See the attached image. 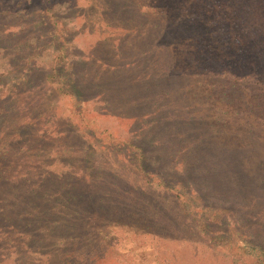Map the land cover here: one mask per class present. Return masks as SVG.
Masks as SVG:
<instances>
[{
    "label": "rangeland",
    "instance_id": "374dc122",
    "mask_svg": "<svg viewBox=\"0 0 264 264\" xmlns=\"http://www.w3.org/2000/svg\"><path fill=\"white\" fill-rule=\"evenodd\" d=\"M233 1L0 0V97L13 100L22 121H36L17 143L29 151L39 137L47 140L51 171L69 176L45 178L34 165L3 172L0 162V264H262L238 236L232 243L219 236L227 225L257 220L261 214L244 209V198L264 194V101L250 102L253 87H261L252 76L264 78V26L253 31L264 0ZM103 10L124 16H109L112 25ZM139 11L146 16L138 30L153 31L152 40L138 36L131 45ZM155 51L163 58L153 62ZM138 61L142 89L126 71ZM167 69L170 82L153 81ZM236 80L247 90L232 95ZM130 96L145 105L135 107ZM17 160L12 154L7 163L16 170ZM225 163L228 183L215 177ZM174 167L190 176L202 200L170 176ZM120 184L127 188L117 191ZM128 186L137 200L128 198L122 216L113 197L123 200ZM83 189L105 208L87 211L80 243L51 254L49 222L74 213L67 201ZM30 212L43 216L34 225L42 238L11 242L18 235L2 219ZM247 228L249 244L264 242L256 227Z\"/></svg>",
    "mask_w": 264,
    "mask_h": 264
},
{
    "label": "trees",
    "instance_id": "16d2710c",
    "mask_svg": "<svg viewBox=\"0 0 264 264\" xmlns=\"http://www.w3.org/2000/svg\"><path fill=\"white\" fill-rule=\"evenodd\" d=\"M47 1H49V0H47ZM116 1H118V0H116ZM241 1L242 0H234L233 2L238 3ZM113 3H115V2L113 1ZM102 4H104V6H108L107 3H105V2H102ZM48 7H50V6H48ZM260 7L261 8L263 7V9L258 10L259 16H258V14L255 15V17L259 18V21H260L258 26L256 25V23L254 24L255 30H253V31L256 34L258 32V28L260 26H264V6L261 4ZM106 8L107 7H105V8L102 7V9H106ZM110 8L111 7L109 6V9ZM103 14L106 16V18H109L108 23L109 22H110V24L114 23V19H111L112 23L110 20V17L117 16L114 11H113V13H111L110 11L107 12V11L103 10ZM122 16H124V15H118L117 17L122 18ZM145 16H146L145 13H143L142 11H139L137 13V15L134 17V21H133V23H132V25L128 31V32H132V30H136V33L133 31L136 34V37L134 34V38H132V40H131V45L136 44L138 42V40H139L138 36L141 37L140 41H142V42L152 40V32L153 31L149 30L145 34L141 29L138 30L139 23L142 22V20ZM237 16H238V14H237ZM119 20H122V19H119ZM41 21H44L42 15L38 19L33 20V24L41 23ZM115 21L117 22V18L115 19ZM235 21H236V18H234L233 23ZM121 22L122 23H118V24L116 23V25L123 26V21H121ZM263 43H264L263 39H262V43L260 41L258 42V45L262 46L260 48L264 47ZM246 44H247V46L245 48L247 49V51H249V48H250L249 46H251V51H255V49H253V44H251L250 42H246ZM245 48L244 49L242 48V49L244 51H246ZM121 52H123V51H121ZM159 53H160L159 51H155L154 55L151 57V59H152L151 61L155 62V61H158V59L163 58L162 55H159ZM105 54L107 55V53H105ZM158 55H159V57H157ZM137 56H140V55H137ZM92 58H94L93 55H92ZM169 58L170 57L167 56L168 61H169ZM142 62L138 61L137 62L138 66H135V67L129 66L126 69L127 74H129L130 79L134 83L133 85L137 88H140V89H142V87H144V84L143 83H137V82L139 80H141L143 78V76L145 75V73H143L141 68H140L141 67L140 64ZM132 68H135L136 70L140 69L142 74L139 75V74L133 72V70H130ZM226 70L227 69H224L223 71L225 72ZM168 71H169V69L165 70L160 75L159 74H154V75L152 74L153 81L157 80L158 85H161V83H163L165 81V79H167V81L170 82L172 80V74H169ZM52 72H53V70H52ZM144 72H146V71H144ZM252 77H255L256 85L261 84V87H260L259 91H255L256 87L255 86L253 87L252 96H251L252 98H251L250 102L253 105H255V104L260 105V104H262L261 102L264 101V98H262V97H264L262 94V93H264V82H262V79H264V78L261 77L260 79H258L256 76H252ZM239 81L241 82V80H239ZM74 86H77V85H74ZM149 88L151 89V92H152V86L151 85ZM234 88L235 89L232 91V95H239L241 90H243V91L245 89L247 90V88L243 89V86H241V84L237 80L235 81ZM93 90L95 91V89H93ZM75 91L79 93L78 95H80L81 88L76 87ZM96 91L98 92L99 90L97 89ZM100 92H102V91H100ZM140 92L141 91H136V94L140 93ZM9 93H10L9 97L12 98L13 96L11 94V91ZM130 97H132V96H130ZM260 98L262 101H260ZM6 99L9 101L8 104L3 102V101H5V98L0 97V145L4 143L2 141V139H4L6 142L5 144H7V146L3 148V153L1 154V157H0L1 164L3 166H5V167H3L2 171L5 170L7 172L10 170L8 173H11V171L12 172L13 171L18 172V169L24 168V169H26L27 172H29V171H31L32 166L34 165V166L39 167V169H37L36 171L39 170L41 173L46 174L45 178H48V177L58 178L59 176H61L62 179H64V178L69 179L68 172H66L65 169H62L61 174L60 173H53L51 171L48 163H51L52 161H51V157H50L51 154H48L47 149H46V147L48 146V143H49L47 140L39 137L34 142V144H36L37 146H35V148H33V149L31 147V149L29 151H23L24 149L21 150L19 148V144L17 143V140H18V142H21V138H24L26 133L28 135L32 134V132L34 130V125L36 124V121L34 120L35 119L34 117H33V120L31 122L22 121L21 115H19V110L18 111L15 110L17 113H15V111L13 110V109H15L14 106L11 104V102L13 100L11 101V100H9V98H6ZM14 100H16V99L14 98ZM114 100L120 101L118 98H116ZM129 101L131 102V104H133V105L135 104V107H137V108H141L145 105L144 99L141 100L137 96L129 98ZM24 117L26 118L25 114H24ZM20 136H21V138H19ZM12 154L14 155L15 158L20 159L19 161L17 160L18 166H16L17 167L16 170H14V166L16 165V164H14L16 162L15 159H14V163L12 165L11 164L9 165L7 163V162H9L7 160L12 156ZM37 160H39V161H37ZM37 163H39V165H37ZM176 170H177V172H176ZM36 171L33 172L31 175L32 176L35 175ZM88 171H89V169H88ZM178 171L179 170L177 169V167L176 168L174 167V170L170 173V176L173 178L175 177L178 180H180V184L185 188V190L188 192V194L193 195L196 199L200 200V198L203 197V195L200 194L198 191H196V189H195V191L192 190L193 185L191 184L190 176L189 175L186 176V174H183L186 172H180L179 171V173H178ZM228 172H229V165L228 164H226L224 166L222 164H219V167L216 171L215 177L217 178L219 175H221L225 178V183L226 182L228 183V180H229L228 179L229 178ZM1 174L3 175L2 172H1ZM47 174H49V175L47 176ZM24 175H25V173L22 175H19V176L24 177ZM245 177L247 178L248 176L246 175ZM249 177H251V176H249ZM117 182H118V180H117ZM237 182L239 185H241L240 188L242 190L245 186L248 188V185H249L248 182H242L241 180H237ZM253 182H256V181H253ZM223 183H224V181H223ZM253 185L256 187L255 184H253ZM120 187H122L123 189L127 188L124 185L120 184V185L116 186V188H117L116 190L117 191L121 190V189H118ZM53 189H51L50 191L52 192ZM128 189L130 190L129 186H128ZM248 189H246V190H248ZM86 190L83 189L81 191V194H77V195L76 194L75 195L70 194L69 200L67 201V203L70 206V208H72L71 211H73L74 213L63 215L61 217L52 218L50 220L49 226L55 228V230H53V231L51 230V233H50V235H51V247H50L49 251L51 254L57 253L60 250V248L62 249V247L65 243H66V247L68 249L70 248L71 243H80L81 242L80 238H81L82 232L84 230V225H85V224L84 225L82 224V220L87 216L86 215L87 211H90L92 209H104L105 208L104 207V201L100 198V196H96L93 194L89 195V194H87ZM246 190H244V191H246ZM249 190H252V189H249ZM107 192L109 193L110 189ZM123 192L127 194V196L125 195V198L123 200L121 198H118V197H113L114 198L113 202H116L115 200L117 199L116 204L118 206H115L117 208V210L125 208L127 206V204H129V199L130 200H137V197H135L132 194L134 192L133 189H131L128 192L123 190ZM57 194H59V193H57ZM130 195H131V197H130ZM263 196H264L263 192H260V193L255 192V193H250L249 195L248 194L245 195V198H244L245 199L244 209H249V211L253 212V214H257L258 212L261 214V216L257 220H254V221L252 220V222H251V221H248L247 219H244L245 225H237V224L235 226H230V225L228 226L227 225L226 228L223 229L219 235V236H221L222 242L226 241L227 243H232L234 238H235L234 236H238V238L235 239V240H238L237 244L239 241H241L242 242L241 247L248 248V249H250L251 252L256 253L257 254V260H260L262 264H264V242L263 243L254 242V243L249 244L250 242L248 241L249 240L248 236L250 235V233H246V231H244L243 229L247 228V227H249V228L250 227H256L255 228L256 230H254L252 228L254 234H260V233L264 234V197ZM202 199L203 198H201V200ZM23 202H24V199H23L22 203ZM73 208H75V210ZM208 208H209V211L212 210L211 206ZM221 208H223V211L228 210L225 207H221ZM129 211L130 210L126 211V209H123V212L121 213L122 216L125 213H128ZM101 213H105V212L103 211ZM29 214L28 213L27 214L19 213L18 217L15 216L14 219L13 218H7L6 216H4V218L2 219L3 227L7 226V228H9V226H12L13 232L12 231L11 232L13 234H14V232H16V234L18 235V236L15 235L16 237L13 238V240H12L11 239L12 236L10 237L8 235V233H6V235H7L6 239H11V242H13L15 240L18 241V240H22V239L27 241L28 237H30L31 240H33V241H37V240H39V238L40 239L42 238V234H43L42 231L43 230H39L36 227L34 228V225H35V223L40 222V220H42L43 216L42 215H34L31 212ZM59 215H61V214H59ZM216 215H220V214L216 213ZM64 216L66 217V220H62ZM221 217H223V214H221ZM57 227L59 228V230L57 229ZM249 228H247V229H249ZM241 230H242V233L240 232ZM238 233H240V234L238 235ZM253 233H251V234H253ZM23 234H25V235H23ZM63 234L66 235L67 242H65V239L62 236ZM176 236H178V235H176ZM186 239L189 241L191 238H186ZM262 240H264V238H262ZM70 254H72V253H70Z\"/></svg>",
    "mask_w": 264,
    "mask_h": 264
}]
</instances>
